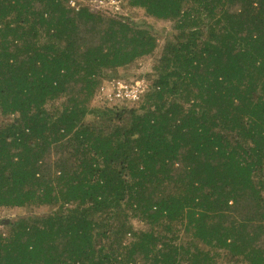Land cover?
<instances>
[{"label": "trees", "instance_id": "1", "mask_svg": "<svg viewBox=\"0 0 264 264\" xmlns=\"http://www.w3.org/2000/svg\"><path fill=\"white\" fill-rule=\"evenodd\" d=\"M127 1L0 0V264H264V0Z\"/></svg>", "mask_w": 264, "mask_h": 264}, {"label": "rangeland", "instance_id": "2", "mask_svg": "<svg viewBox=\"0 0 264 264\" xmlns=\"http://www.w3.org/2000/svg\"><path fill=\"white\" fill-rule=\"evenodd\" d=\"M79 2L76 3V5L79 6H87L89 7V9L93 12L96 13V11H99L102 14L108 15V16H112L115 17L117 19H125V18H131L137 22H143V20H147L149 26L152 27V29H155L154 31H156L158 34L157 36V40H158V47L156 49L155 54L159 55V53L161 52L162 49V44H163V37H161V34L164 35V32H166L167 30L171 29L172 27V20H162V19H156L152 16H148L144 9L142 8H135L133 6H131L127 0H115V3L109 2V0L107 2H105L102 5H96L95 2H91V0H72V2ZM72 5V3H71ZM146 24V23H145ZM97 24H89L87 26L84 27V30L88 33H90V30H93L94 27H97ZM98 28V27H97ZM150 60H152V58H150V56H146V58H143V60H138L134 63V65L127 67L128 69L125 68H118L116 70H114L113 72L109 71L110 73L108 74V76L105 77L104 80H108V79H120L126 82H130L132 81L134 78H136V76L138 74H140V72H149L151 69V63ZM123 72V76H128L126 77H120L117 76L118 73H122ZM153 77V76H152ZM142 79L145 80V83H147L148 81L146 80V77L143 76L141 77ZM140 78V79H141ZM141 79V80H142ZM149 79V78H148ZM98 100H101V98L98 96L97 97ZM97 100V99H96ZM96 100H94L95 103H98ZM136 105V104H135ZM1 119H3L1 117L0 114V124H1ZM55 160V157L53 159V153L51 154H47V158L45 160V169H49L52 165V161ZM46 211V207L45 206H35V207H29L28 209L26 208H22V207H16L13 209H6L3 208L0 210V231H3L5 234L9 233V222L11 220H15L18 217L24 216L25 214L29 213V212H33V213H42Z\"/></svg>", "mask_w": 264, "mask_h": 264}, {"label": "built area", "instance_id": "3", "mask_svg": "<svg viewBox=\"0 0 264 264\" xmlns=\"http://www.w3.org/2000/svg\"><path fill=\"white\" fill-rule=\"evenodd\" d=\"M108 0H91L96 5H102ZM115 3V0H109ZM74 5V2H72ZM146 83L144 79L134 82H126L120 79H108L103 82L99 88V97L107 101H115L120 99L138 100L140 94L145 90Z\"/></svg>", "mask_w": 264, "mask_h": 264}]
</instances>
